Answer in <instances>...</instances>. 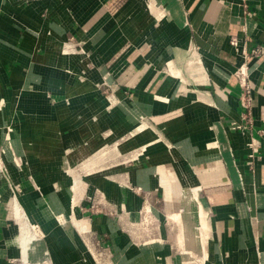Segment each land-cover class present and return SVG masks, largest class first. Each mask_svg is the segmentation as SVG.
Wrapping results in <instances>:
<instances>
[{
    "label": "crops",
    "instance_id": "0c3cea01",
    "mask_svg": "<svg viewBox=\"0 0 264 264\" xmlns=\"http://www.w3.org/2000/svg\"><path fill=\"white\" fill-rule=\"evenodd\" d=\"M37 31L94 39L92 64L70 55L71 66L116 88L149 127L142 141L155 140L139 167L138 200L127 192L120 199L125 209L146 211L139 241L113 217L92 222L116 263L264 264V0H0L1 76L18 74ZM240 70L252 89L249 116ZM85 110L60 117L73 155L92 112ZM252 138L259 149L251 155ZM41 150L21 156L31 168L43 163L44 173L51 167ZM10 193L0 176V264L21 253Z\"/></svg>",
    "mask_w": 264,
    "mask_h": 264
},
{
    "label": "rangeland",
    "instance_id": "374dc122",
    "mask_svg": "<svg viewBox=\"0 0 264 264\" xmlns=\"http://www.w3.org/2000/svg\"><path fill=\"white\" fill-rule=\"evenodd\" d=\"M155 5L148 2V11H155ZM38 32L35 39L30 35L34 48L17 68L18 74L0 75V176L11 191V208L15 204L12 217L19 227L18 241L24 229L33 235L28 251L19 243L20 256L10 264H117L116 256L98 244L92 222L98 215L113 217L139 241L146 211L125 209L120 199L129 193L133 203L138 200L139 167L155 140L148 135L142 141L148 126L116 88L89 76L85 68L71 66L70 55L92 64L94 39L80 41L73 35L48 39ZM46 41H51V48H46ZM44 71L57 82L44 81ZM93 101H99L100 108L92 109ZM83 106L92 112L84 114L76 142L81 151L73 155L68 147L72 140L61 138L65 131L60 129V117ZM46 123L52 124L50 131ZM49 133L55 137L49 138ZM41 149L53 159L47 160L51 168L44 173L42 165L31 168L21 156L30 152L34 157Z\"/></svg>",
    "mask_w": 264,
    "mask_h": 264
},
{
    "label": "built area",
    "instance_id": "2783aa9c",
    "mask_svg": "<svg viewBox=\"0 0 264 264\" xmlns=\"http://www.w3.org/2000/svg\"><path fill=\"white\" fill-rule=\"evenodd\" d=\"M240 83H241L240 98H241L242 106L244 108L245 114L249 116L250 115V103L252 100V89H251L246 73L241 70H240ZM248 120H250L249 117H248ZM237 128H239V125H237ZM259 133L264 138V129H261ZM247 145L250 148L251 155L254 154L256 151H258L259 149V142L254 138H252L251 141L247 143Z\"/></svg>",
    "mask_w": 264,
    "mask_h": 264
},
{
    "label": "bare ground",
    "instance_id": "6f19581e",
    "mask_svg": "<svg viewBox=\"0 0 264 264\" xmlns=\"http://www.w3.org/2000/svg\"><path fill=\"white\" fill-rule=\"evenodd\" d=\"M7 104V103H6ZM29 153V152H28ZM37 154V153H36ZM38 155V154H37ZM42 155V154H41ZM26 156V155H25ZM43 158V157H42ZM41 158V159H42ZM44 159V158H43ZM47 160V159H46ZM49 160V159H48ZM42 161V160H41ZM44 161V160H43ZM51 162V159H50ZM28 163V162H27ZM42 163V162H41ZM46 164V162H44ZM43 165V163L41 164ZM39 166V165H38ZM42 168V167H41ZM19 205V203H18ZM17 205V213L20 210V208ZM21 212V211H20ZM19 212V214H20ZM19 220V219H17ZM25 221V220H24ZM21 222V221H20ZM27 225V224H26ZM24 226V225H23ZM30 228V227H29ZM33 235L30 233V231L28 229H24L20 235L19 238V243L21 244V247L23 248L22 251L27 252L28 251V247H29V242L31 241ZM24 255V254H23ZM24 258V257H23ZM26 261V260H25Z\"/></svg>",
    "mask_w": 264,
    "mask_h": 264
},
{
    "label": "water",
    "instance_id": "95a60500",
    "mask_svg": "<svg viewBox=\"0 0 264 264\" xmlns=\"http://www.w3.org/2000/svg\"><path fill=\"white\" fill-rule=\"evenodd\" d=\"M163 10H164V12H165L167 15H170V10L168 9V5H167L166 2H165V5H163Z\"/></svg>",
    "mask_w": 264,
    "mask_h": 264
}]
</instances>
